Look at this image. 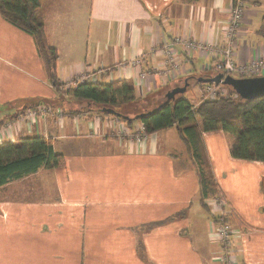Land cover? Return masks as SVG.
<instances>
[{"label": "crops", "instance_id": "crops-1", "mask_svg": "<svg viewBox=\"0 0 264 264\" xmlns=\"http://www.w3.org/2000/svg\"><path fill=\"white\" fill-rule=\"evenodd\" d=\"M235 1H41L60 90L75 87L77 78L130 82L137 101L122 108L135 115L129 125L68 95L58 100L33 38L0 14V143L41 137L63 159L0 187V264H264L263 161L231 157L220 129L202 132L219 188L213 199L224 202L219 207L206 199L203 206L199 173L176 126L143 143L112 136L120 125L134 130L141 123L135 117L153 101L167 100L172 88L186 82L189 89L197 77L216 74V59L186 51L181 41L223 44ZM241 1L245 12L233 50L239 65L264 58L260 0ZM165 44L173 46L174 70ZM67 83L72 87L63 88ZM202 87L194 89L195 101L187 88L183 94L197 105ZM36 106L62 114L35 123L18 119ZM230 215L243 223L232 224L220 244L216 226ZM193 218L203 226V249L190 233Z\"/></svg>", "mask_w": 264, "mask_h": 264}, {"label": "trees", "instance_id": "trees-1", "mask_svg": "<svg viewBox=\"0 0 264 264\" xmlns=\"http://www.w3.org/2000/svg\"><path fill=\"white\" fill-rule=\"evenodd\" d=\"M41 1L0 0V14L33 38L43 67L50 77L51 71L55 74L57 53L49 46L45 36L39 15ZM209 85L215 90L225 88L226 92L217 94L213 99L201 100L197 105L190 103L184 94L159 103L153 101L139 120L149 135L176 126L199 173L200 202L203 206L206 205V199L220 195L202 142V132L220 129L228 139L231 157L264 162V96L249 101L241 100L238 96L233 97L235 92L230 87L212 83ZM52 87L61 97L68 95L96 108H109L125 117L120 120L128 125L131 123L128 119L135 116L129 111L127 114L122 111V108L137 101L133 85L126 80L108 84L82 81L73 88L61 91L55 77ZM62 160L61 155L53 153L51 143L41 137H28L16 143H0V187L29 176L40 168L57 167L63 164ZM234 217L230 215L224 222L234 224L239 229L243 222Z\"/></svg>", "mask_w": 264, "mask_h": 264}, {"label": "built area", "instance_id": "built-area-1", "mask_svg": "<svg viewBox=\"0 0 264 264\" xmlns=\"http://www.w3.org/2000/svg\"><path fill=\"white\" fill-rule=\"evenodd\" d=\"M244 4L241 0H236L235 3L229 9V17L223 30L224 43L220 45H214L209 42L196 43L192 40L181 41L186 51H199L206 56L216 59L212 65L213 70L216 74H221L223 77L231 75L234 77H255L264 72V58H254L250 62L239 65L233 60V50L235 48V38L238 30L240 29L241 22L245 12ZM178 42V41H177ZM172 44H165L163 49L167 56V63L171 65L174 70L176 68V61L174 60V54ZM134 62H132L133 64ZM84 81L83 79L77 78L74 85ZM69 83L64 84L63 88H68ZM72 87V86H69ZM222 90H215L209 84H206L203 89L202 100L213 99L217 94H222ZM61 111L43 106H36L35 108H28L22 113L17 115L19 120L28 121L35 123L39 117L46 115H61ZM116 135L112 136L124 138L129 142L143 143L148 139L149 134L144 130L143 124L137 125L134 130L127 128L126 126L120 125V128L116 130ZM215 206H223L224 202L222 199H212ZM232 234L231 225L228 223H222L216 226L215 237L216 242L225 243L230 235Z\"/></svg>", "mask_w": 264, "mask_h": 264}, {"label": "water", "instance_id": "water-1", "mask_svg": "<svg viewBox=\"0 0 264 264\" xmlns=\"http://www.w3.org/2000/svg\"><path fill=\"white\" fill-rule=\"evenodd\" d=\"M51 81L52 84L55 83V77L53 71H51ZM195 83L201 84H215L221 86H227L232 88V90L238 95L241 100H253L256 98H260L264 96V76H255V77H247L240 78L234 77L231 75L222 76L221 74H213V75H205L197 77ZM187 88V83L182 87H174L167 94L166 99H173L176 95L183 94ZM102 112L107 114H114L119 118H124L121 115L115 113L113 110L109 108H102ZM145 113L137 115L135 118L140 119L143 117ZM129 121H132L133 118H129Z\"/></svg>", "mask_w": 264, "mask_h": 264}, {"label": "rangeland", "instance_id": "rangeland-1", "mask_svg": "<svg viewBox=\"0 0 264 264\" xmlns=\"http://www.w3.org/2000/svg\"><path fill=\"white\" fill-rule=\"evenodd\" d=\"M260 3H261V5H262V10L264 11V0H260ZM264 74V72L262 71V73H260V75H263ZM197 87V88H196ZM202 86H201V84H198V85H196V86H193L192 88H190L189 87V89L187 88V90H186V94H187V96L188 97H190L191 99H193L194 98V96L192 95V93H193V91H194V89L196 88V91L197 92H199V90H200V88H201ZM202 89H203V87H202ZM222 90V92L223 93H225L226 92V89L225 88H222L221 89ZM57 95V94H56ZM238 95L236 94V93H233V97H237ZM57 98H58V100H60V95H57L56 96ZM199 97V96H198ZM57 100V104L59 103V101ZM196 100V98H194V100L193 101H195ZM58 106H60L59 104H58ZM25 111V110H24ZM2 112H3V110H2V108H0V117H1V115H2ZM23 111H20L19 113H22ZM40 118V117H39ZM38 118V119H39ZM37 119V120H38ZM7 120H10V119H7ZM221 199V198H220ZM210 201H211V199H210ZM193 222H194V224H193V226H191V228H190V233L193 231V232H195L194 234H195V237L198 239L199 238V241L198 242H196L195 241V244H197V243H199V245L202 247V249L204 248V240L206 239V238H204L203 240H201L202 239V236H203V226H202V224L201 223H199V224H197L196 225V219L195 218H193ZM232 230H234L233 229V227H231V231Z\"/></svg>", "mask_w": 264, "mask_h": 264}]
</instances>
